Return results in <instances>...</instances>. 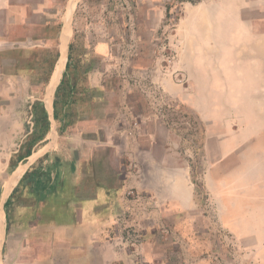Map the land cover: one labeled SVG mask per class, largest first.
Segmentation results:
<instances>
[{"label": "rangeland", "instance_id": "374dc122", "mask_svg": "<svg viewBox=\"0 0 264 264\" xmlns=\"http://www.w3.org/2000/svg\"><path fill=\"white\" fill-rule=\"evenodd\" d=\"M73 1L65 39L66 0L22 2L27 24L0 15V264L19 234L15 191L83 156L95 133L171 140L193 204L182 226L173 212L150 227L170 264H264V0H167L161 19L144 2Z\"/></svg>", "mask_w": 264, "mask_h": 264}, {"label": "crops", "instance_id": "0c3cea01", "mask_svg": "<svg viewBox=\"0 0 264 264\" xmlns=\"http://www.w3.org/2000/svg\"><path fill=\"white\" fill-rule=\"evenodd\" d=\"M27 1L47 3L43 7L47 8L59 0H0V15L27 24L29 11L22 4ZM166 1L134 3L137 9L148 3L146 17L161 19ZM73 3L66 0L59 33L67 16L74 14ZM199 10L208 8L202 5ZM94 50L107 55L109 46L99 43ZM98 135L85 140L89 150L83 156L70 157L54 171L31 173L15 191L22 208L12 225L19 234L13 235L18 238L13 247L11 236L3 264H170V254L160 249L158 236L149 234L150 227L166 225V217L170 227L173 212L180 215L174 220L182 226L181 214L193 204L186 167L173 155L171 140L128 138L107 145ZM34 176L41 184H33ZM125 224L143 226L136 249L129 245L130 236L120 234L119 227Z\"/></svg>", "mask_w": 264, "mask_h": 264}, {"label": "bare ground", "instance_id": "6f19581e", "mask_svg": "<svg viewBox=\"0 0 264 264\" xmlns=\"http://www.w3.org/2000/svg\"><path fill=\"white\" fill-rule=\"evenodd\" d=\"M68 29V28H67ZM67 31V30H66ZM65 35H66V33H65ZM68 37V36H67ZM64 44V43H63ZM63 48H64V45H63ZM63 56H64V52H63ZM63 56H62V58H61V61L59 62V64H57V68L55 69V71H54V73H53V80L55 81L56 80V78H58L59 77V73H60V70H61V66L64 64V59H63ZM17 175H18V172H15L14 173V178L13 179H11V181L12 182H14L15 180H16V178H17Z\"/></svg>", "mask_w": 264, "mask_h": 264}, {"label": "built area", "instance_id": "2783aa9c", "mask_svg": "<svg viewBox=\"0 0 264 264\" xmlns=\"http://www.w3.org/2000/svg\"><path fill=\"white\" fill-rule=\"evenodd\" d=\"M130 236V237H129ZM130 238L129 245L132 246L134 249L141 245V237L140 235H128Z\"/></svg>", "mask_w": 264, "mask_h": 264}, {"label": "water", "instance_id": "95a60500", "mask_svg": "<svg viewBox=\"0 0 264 264\" xmlns=\"http://www.w3.org/2000/svg\"><path fill=\"white\" fill-rule=\"evenodd\" d=\"M73 6H74V3H73ZM69 19H70V16L68 15L67 18H66V25L62 29V34L64 36V39L66 37V35H65L66 30H67V28H69Z\"/></svg>", "mask_w": 264, "mask_h": 264}, {"label": "trees", "instance_id": "16d2710c", "mask_svg": "<svg viewBox=\"0 0 264 264\" xmlns=\"http://www.w3.org/2000/svg\"><path fill=\"white\" fill-rule=\"evenodd\" d=\"M177 1H186V2H190V3H196V2H200L201 0H177ZM166 12L168 13V7H166Z\"/></svg>", "mask_w": 264, "mask_h": 264}]
</instances>
